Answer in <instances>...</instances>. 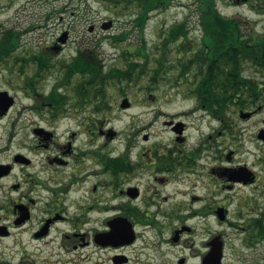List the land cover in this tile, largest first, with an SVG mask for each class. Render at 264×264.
Instances as JSON below:
<instances>
[{
    "label": "flooded vegetation",
    "instance_id": "flooded-vegetation-1",
    "mask_svg": "<svg viewBox=\"0 0 264 264\" xmlns=\"http://www.w3.org/2000/svg\"><path fill=\"white\" fill-rule=\"evenodd\" d=\"M178 23L183 26L178 56L186 69L179 83L193 103L179 118L166 121L174 133L173 144L155 150L147 163L133 164L128 152L102 154L101 147H93L91 138L83 142L87 148L77 151L76 141L92 131L90 124L85 130L83 120L70 126L67 143H55L56 151L49 149L45 155L40 148L53 146L58 128L70 117L68 110L86 108L90 96L76 98L75 87L69 84L71 91H66L68 85H63L60 93L64 106H58L51 97L53 87L48 93L39 89L44 80L40 70L35 67L29 75L28 69H23L22 90L33 98L31 109L46 125L36 124L29 133H23V137L28 135L25 141L22 133L14 130L15 126L23 128L20 116H16L0 147V264H36L26 256L32 247L71 246L93 249L87 261L93 262L94 257V264H101L105 257L112 264H128L133 259V264H151L148 250H155L153 241L130 246L140 239L136 227L158 226L152 215L160 213L179 220L170 239L173 243L181 241L176 247V264H264V66L253 61L250 54L241 59L239 67L227 61L221 66L212 63V49L204 41L205 23ZM203 75L212 76V92H208V81L200 82ZM193 89L198 93L193 94ZM11 96L14 103L7 110L3 112L0 106V122L15 106L16 96ZM105 134L112 138L116 131ZM144 139H148L147 134ZM72 163L75 171L66 177L61 167ZM150 172H154L155 180L183 186L179 192L190 203L186 215L185 205L175 211H141L138 201L143 198L145 185L139 179ZM101 187L112 189L115 203L104 200ZM152 201L144 199L145 204ZM108 210L115 212L105 216L103 227L93 229V215L88 213L96 212L97 222ZM120 218L132 223L135 235L130 242L104 236L112 230L110 222ZM187 218L213 220L217 229H203L206 236L198 240L185 238L194 231ZM223 224L233 228L232 234L220 231Z\"/></svg>",
    "mask_w": 264,
    "mask_h": 264
},
{
    "label": "rangeland",
    "instance_id": "rangeland-1",
    "mask_svg": "<svg viewBox=\"0 0 264 264\" xmlns=\"http://www.w3.org/2000/svg\"><path fill=\"white\" fill-rule=\"evenodd\" d=\"M216 4L221 15L239 21L242 33H264V0H216ZM196 8L197 0H170L167 5H161L150 13L145 29L141 31L133 21L138 10L133 8L119 10L111 6L110 0H0V37L6 29L21 32L20 45L15 54L8 58L7 62L0 63V90H8L11 95L16 96V103L11 113L0 122L2 133L0 147L12 131L10 122L16 116H20L18 119L23 128L18 130L15 126L14 130L20 131L21 137L23 133H29L36 124L46 125V121L31 109L34 105L33 98H29L22 90L25 78L23 76L26 73L23 74L21 71L22 60L16 61V57H22L27 50L49 52L52 67L43 76L44 80L39 85L41 91L48 93L55 83L65 77L66 69L61 67V62L70 61L80 50L84 48L96 50L104 71H109L117 66L125 68L124 52L129 47L135 48L141 45L144 39L150 53L148 65L151 70L155 66V58L162 53V46L166 47L169 71L165 78L157 84L151 82L149 75H144L142 78L135 77L133 80L113 78L104 86L103 100L101 97L92 99L91 89H88L87 95L90 98H88L87 107L68 110L70 117L58 128L57 138L51 141L53 146L40 149L45 155L52 148L55 152V143H67L68 133L72 131L70 126L83 120L86 125L85 130L90 124L92 131L90 135L85 132L86 134L76 141V149L87 148V145L83 146V142L91 138L93 147L95 149L101 147L102 154L120 155L128 152L133 164L138 161L147 163L149 155H153L155 150H165L173 144L174 133L166 121L172 119L171 117L179 118L181 111L190 108L193 103V99L187 95V89L177 80L180 72L177 59L178 44L168 42L164 45L162 40L165 36L161 30L168 29L183 20L190 21L191 25H198L197 21L201 19L200 13L195 11ZM110 19L113 20L112 27L102 28V23ZM91 26H93L92 30H90ZM197 29L200 33L199 27ZM65 33L67 38L65 42H61L60 38ZM57 46H61L60 49ZM24 66L31 75L36 63L27 61ZM85 76L86 74H72L66 83L68 85L66 91H71V88L75 87L74 84L82 78L84 80ZM125 97L131 102L129 107L120 105ZM46 111L49 112V109L46 108ZM100 130L105 133L114 130L116 134L111 138L105 133L100 135ZM146 134L147 140L144 139ZM23 140L28 141V135H25ZM128 144H130V151H128ZM72 166L73 163L64 167L60 166L62 168L60 172L66 173L67 177L75 171ZM52 167L55 168L56 164ZM153 173H147L139 179V182L145 185L143 198L138 201L142 207L141 211L147 210L153 214L158 210L175 211L177 206L185 205L183 213L186 215L190 203L188 198L186 196L183 198L179 192L183 186L155 180ZM158 175L167 176L166 173ZM150 184V187H146ZM100 193L108 204L115 203L111 200V188L101 187ZM164 197H167L165 202ZM144 199L153 201L151 204H145ZM113 212L115 210L101 213L97 222L94 220L96 212H89L88 215H93L90 226L93 229L103 227L105 216L109 217ZM152 217L158 222V226L138 225L136 229L140 233V239L130 247H140L143 242L153 241L151 243L156 246L155 250H148V256L152 258L151 264H176L179 257L176 247L180 246L181 241L173 243L170 239L179 220L177 217H170L163 213L152 215ZM186 223L192 225L194 231L186 234L185 238L193 237L195 240L206 236L203 234L205 233L203 229L210 228L212 231L217 229L213 220L187 218ZM84 228L88 229L87 226ZM219 228L220 231H226L228 234L233 232V228H228L225 224ZM70 243H73L72 240ZM89 251L92 252L93 249L89 250L80 246L32 247L26 256L27 260H33L36 264H94V257L93 262L87 261ZM133 263L134 259L128 264ZM101 264H112V262L110 258L105 257L101 260Z\"/></svg>",
    "mask_w": 264,
    "mask_h": 264
},
{
    "label": "trees",
    "instance_id": "trees-1",
    "mask_svg": "<svg viewBox=\"0 0 264 264\" xmlns=\"http://www.w3.org/2000/svg\"><path fill=\"white\" fill-rule=\"evenodd\" d=\"M170 0H110L111 6L122 10L123 8H130L138 10L136 17L133 19L134 24L139 30H144L146 22L150 17V13L161 5H167ZM261 7V6H260ZM195 11L200 13V19L205 23V38L204 41L212 49L211 61L217 63L219 66L225 61L230 66L239 67L241 59H244L246 54H250L253 61L264 66V33H248L244 34L241 31V26L238 20L234 18L224 17L218 10L216 0H197V8ZM183 26L181 23H175L168 29H162L164 34L163 44L168 42L178 44V52L180 53V35ZM21 32L15 29H6L0 37V63L7 62L8 58L15 54L16 49L20 45ZM141 45L135 48L129 47L124 52L126 58V67L117 66L109 71H104L102 62L98 58L96 50L84 48L80 50L70 61H62L61 67L65 68V77L61 81L54 84L52 90V99L58 105L64 106V97L61 87L66 85L70 80L72 74H83L85 76L74 84L75 91L78 94L76 98L85 99L87 90L91 89L92 99L101 97L105 98V84H108L111 79L118 80H133L135 77L142 78L144 75H149L153 84L159 83L165 78L169 71L167 65V51L166 47L162 46V53L155 58V66L148 65L150 53L147 49L146 41L143 39ZM51 55L48 51L42 50L38 52L26 51L22 57H16V61L22 60L21 71L24 69V63L31 61L36 63V67L40 70V74L44 76L52 67L50 63ZM180 72L177 80H181L186 69H184L183 62L178 56ZM227 64V65H228ZM24 66V67H23ZM88 74V76H87ZM208 81L210 88L208 92H212V76L203 75L201 83ZM239 82L236 81L237 85ZM33 84V82H31ZM71 84V83H69ZM193 94L198 91L193 89Z\"/></svg>",
    "mask_w": 264,
    "mask_h": 264
},
{
    "label": "water",
    "instance_id": "water-1",
    "mask_svg": "<svg viewBox=\"0 0 264 264\" xmlns=\"http://www.w3.org/2000/svg\"><path fill=\"white\" fill-rule=\"evenodd\" d=\"M113 25V20H106L102 23V28L108 29L112 27ZM93 29V26L90 27V30ZM67 38V34L65 33L61 38L60 41L64 42ZM14 103V98L12 96H9L8 91L3 90L0 91V106L3 108V112L7 110L12 104ZM130 105V101L128 98H124L121 106L122 107H128ZM116 222L118 223L116 225ZM112 230L104 236H107L108 238H120L122 237L124 241L130 242L134 238V229L132 226V223L126 219V218H120V219H115L110 222Z\"/></svg>",
    "mask_w": 264,
    "mask_h": 264
}]
</instances>
